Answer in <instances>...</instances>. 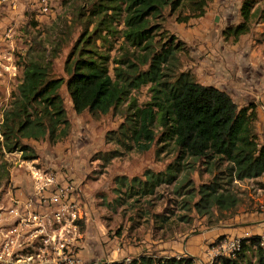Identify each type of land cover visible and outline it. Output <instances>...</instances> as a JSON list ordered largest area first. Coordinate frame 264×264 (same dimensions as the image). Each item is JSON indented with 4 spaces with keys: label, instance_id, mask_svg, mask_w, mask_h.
I'll list each match as a JSON object with an SVG mask.
<instances>
[{
    "label": "rangeland",
    "instance_id": "1",
    "mask_svg": "<svg viewBox=\"0 0 264 264\" xmlns=\"http://www.w3.org/2000/svg\"><path fill=\"white\" fill-rule=\"evenodd\" d=\"M241 1L211 0L201 17L191 16L187 9H178L173 13L168 8L163 10L162 16L155 22L160 26L157 39L163 42L173 36L181 44V49L177 52L176 74L188 72L197 83L215 86L226 92L230 90L224 89L228 78H220L209 65L222 61V58L223 61L231 59V53L241 55L248 50L264 53V22L258 17L251 21L249 32L238 38L223 33L241 22ZM23 2L25 6L20 12L0 2L3 4L0 5V22H5L4 36L14 40L10 48L0 51H10L16 70L20 72L19 77L14 73L15 80L11 87L6 88L7 80L0 83V115L16 92L28 52L35 50L36 54L44 53L47 57L55 54L51 61L50 75L65 80L67 74L64 63L73 42L82 31H89L95 24L92 22L95 17L90 10L97 0H49L47 15L37 12L36 0H22L20 4ZM263 4L262 2L261 6ZM113 26L115 36L105 35V32L103 36L108 42H97L102 49L110 48V59L116 60L136 52L121 37L122 22H114ZM221 40L225 43L219 44L222 43ZM116 66L120 67L110 60L109 71L112 77ZM142 68L145 69V66ZM148 87L149 85H142L130 92V98L135 100L138 107L149 101ZM59 92L70 122L69 134L55 144L46 139L27 141L37 155L30 161L22 159L21 153L13 155L16 154L14 152L10 156L6 153L9 180L10 168L13 166L19 169L12 170L13 176L24 173V170L30 172L33 167L45 171L56 170L61 176L59 182L65 181L74 186L77 199L75 204L85 217L79 222L80 233L67 241L64 237L59 241L64 244L63 248H54V239L58 235L51 237L50 228L47 227L49 231H46V242L42 238H31L33 244L26 247L22 254H34L42 247L43 264H68L70 258H77L85 264H98L102 261L127 260L140 254L188 256L185 253L189 250L188 239H192L201 228L214 227L224 221L234 223L233 214L238 209H242L237 212V222H241L246 218L245 214L250 210L248 208L261 196V182L237 181L230 185L231 191L240 199L233 212L212 208L210 213L200 215L192 207L199 198L196 192L198 185L209 182L213 174L218 175L216 171L211 174L203 169L178 173L177 182L188 178L192 183L189 182L182 188H177L178 183L174 181L171 184H161L152 195L136 193L140 189L136 183L130 189L129 184L133 185L131 180L137 178L144 181L147 170L154 174L163 172L174 161L176 152L163 145L157 137L148 149L142 151L136 148L127 150L114 141L105 140L106 132L116 130L125 121L128 100L107 114L93 115L87 111L76 114L65 84ZM235 103L238 107L244 106ZM113 151L119 155L109 163H104L102 156ZM121 177L125 178L124 186L119 185L118 179ZM9 189L13 190V184L2 181L0 212L6 211L2 206L7 203ZM212 236L211 247L229 240L225 236H214V232ZM236 237L238 235L233 238ZM196 263L199 264L197 261ZM208 263L211 264L209 261L204 262Z\"/></svg>",
    "mask_w": 264,
    "mask_h": 264
},
{
    "label": "trees",
    "instance_id": "2",
    "mask_svg": "<svg viewBox=\"0 0 264 264\" xmlns=\"http://www.w3.org/2000/svg\"><path fill=\"white\" fill-rule=\"evenodd\" d=\"M210 1L97 0L90 10L95 17L93 28L80 33L66 56L65 80L50 75L55 54L47 57L35 50L28 52L16 92L2 113L0 185L9 181L6 153L20 152L22 159L30 161L37 155L27 141L46 139L55 144L69 134L70 122L59 92L65 84L76 114H107L128 100L125 121L116 130L106 132V141H114L127 150L142 151L157 137L176 152L174 161L163 172L145 171V180L133 178L130 189L136 183L140 189L136 193L152 195L161 184L176 181L183 171H216L218 175L213 174L209 182L198 185L199 198L192 207L200 215L210 213L212 208L233 212L240 199L230 185L264 177V144L258 142L255 132V105L238 107L225 91L197 83L188 72L176 74L181 44L173 36L163 42L157 39L160 26L155 23L165 8L170 13L187 9L191 16L201 17ZM262 2L242 0L241 22L223 33L238 38L249 32L254 18L264 22ZM114 22H122L123 41L136 50L116 60L110 59V48L102 49L97 43L108 42L103 36L105 32L115 36ZM110 60L120 65L113 68V77ZM142 85H149L150 99L138 107L129 95ZM118 155L113 151L104 154L102 160L109 163ZM118 180L119 185H126L124 177ZM182 181H176L177 188L190 182L188 178ZM260 242L258 235L241 238L237 250L215 256L211 264H264ZM100 264H194V258L140 254Z\"/></svg>",
    "mask_w": 264,
    "mask_h": 264
},
{
    "label": "built area",
    "instance_id": "3",
    "mask_svg": "<svg viewBox=\"0 0 264 264\" xmlns=\"http://www.w3.org/2000/svg\"><path fill=\"white\" fill-rule=\"evenodd\" d=\"M21 1L0 0L10 9L17 11ZM36 3L37 12L41 15H47L50 8L49 0H36ZM10 31L12 32L13 28ZM4 51H0V76L2 77L10 72H16L12 54L9 53L10 51ZM1 122L2 114L0 115V124ZM29 177L32 185L31 197L23 202L20 207L9 209L8 212L15 216L13 223H0V263L3 264H43L42 247L34 254L21 253L26 247L33 244L31 238H42L45 243L46 231H49L47 228L49 227L51 237L58 235L54 239V248L56 250L61 249L64 244L59 241L63 237L67 241L71 236L74 238L80 233L79 222L85 217L75 204L77 199L74 195V186L65 181L59 182L58 179L61 180L60 174L33 167L29 172ZM28 224H32L31 228H36L38 233L28 234ZM247 236L251 235L244 237ZM244 237L231 238L221 243L215 248V256L232 254L239 248L240 239ZM260 238V244L264 250V236H260ZM68 261V264H85L77 258H70Z\"/></svg>",
    "mask_w": 264,
    "mask_h": 264
},
{
    "label": "crops",
    "instance_id": "4",
    "mask_svg": "<svg viewBox=\"0 0 264 264\" xmlns=\"http://www.w3.org/2000/svg\"><path fill=\"white\" fill-rule=\"evenodd\" d=\"M23 6H25L24 2L20 4L18 12L22 10ZM4 28L5 22H0V50L3 48H10L14 41L11 37L4 36ZM221 42L222 43L219 44L225 43L222 40ZM231 55V59L229 58L226 61H223L222 58V61L210 64L209 67L214 69V72L220 78H228L227 87L224 89H230L226 92H229V95L234 102H238L242 105H246L248 103H253L255 105L257 114L255 132L258 142L264 144V53H256V50H248L246 53L244 52L241 55H235L233 53H231ZM14 73L10 72L8 75L1 77L0 83L7 80L6 88L11 87L15 80ZM16 75H18V77L20 76V72L18 70H16ZM13 153H8V156ZM15 153L16 154L13 155L20 154V152ZM14 164H16V162H14ZM15 168L16 170H19L15 166L10 168L9 184H13V190L11 191L9 189V193H7V203L2 206L6 209V211L0 212V223H13L15 221V216L13 213H9L7 209L20 207L21 204L28 200L32 194L29 170L27 172L24 170V173L13 176L12 170ZM50 171L56 170L50 169ZM246 180H255L262 183V188H260V191H262L261 196L253 202V206L248 208L250 210L246 212V218L244 217L241 222H237L239 219L237 212L238 210H242L238 209L233 214L234 223L230 224L229 222L224 221L214 227H205L204 229L201 228V230L196 233L192 239H188L189 250L187 252L185 251V253L194 258V264H197L196 261L199 264H204L206 261L211 262L214 258L216 251L215 248L218 246H210V241L213 239V232L216 237L225 236L229 239L233 238L234 235H238V237H244L246 235L264 236V177L245 179L243 181ZM250 205L251 202L249 203V206ZM27 226L29 229L28 234L38 233L36 228H31L33 226L32 224H28ZM241 227L242 229L240 230L239 228ZM212 228H214V230Z\"/></svg>",
    "mask_w": 264,
    "mask_h": 264
}]
</instances>
